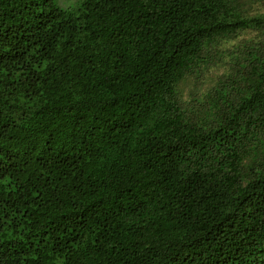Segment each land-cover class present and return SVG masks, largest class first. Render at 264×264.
<instances>
[{
	"label": "trees",
	"instance_id": "trees-1",
	"mask_svg": "<svg viewBox=\"0 0 264 264\" xmlns=\"http://www.w3.org/2000/svg\"><path fill=\"white\" fill-rule=\"evenodd\" d=\"M60 1L0 0V264H264V0Z\"/></svg>",
	"mask_w": 264,
	"mask_h": 264
},
{
	"label": "rangeland",
	"instance_id": "rangeland-1",
	"mask_svg": "<svg viewBox=\"0 0 264 264\" xmlns=\"http://www.w3.org/2000/svg\"><path fill=\"white\" fill-rule=\"evenodd\" d=\"M62 1H66V0H62ZM59 2L61 6H65L60 0ZM190 87H191V84L189 82H186L183 84V90H184L185 96H187L188 93L190 92Z\"/></svg>",
	"mask_w": 264,
	"mask_h": 264
}]
</instances>
